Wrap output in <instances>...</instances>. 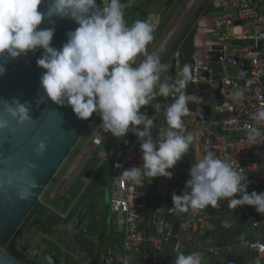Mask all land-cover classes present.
Here are the masks:
<instances>
[{"label": "clouds", "instance_id": "clouds-1", "mask_svg": "<svg viewBox=\"0 0 264 264\" xmlns=\"http://www.w3.org/2000/svg\"><path fill=\"white\" fill-rule=\"evenodd\" d=\"M134 3L135 0H110L101 9L97 0H0V56L7 54L15 60L42 50L36 64L45 70L40 87L48 99L59 106H70L80 120H88L95 113L102 120V129L113 137L123 138L132 132L140 141L142 168L124 170L120 177L139 185L143 177L172 178L169 169L184 158L197 140L192 132H186L183 117L190 112L189 103L196 102L198 97L183 91L191 81L189 65L182 67L179 79L162 80L169 65L147 53V45L154 39L153 26L140 19L131 26L125 21L124 9ZM41 5H45V11L38 10ZM53 17L70 19L78 25L67 33L68 39L60 49L52 46ZM45 19L53 26L40 28ZM140 55L144 58L136 65ZM5 65L0 64V76L7 71ZM157 97H163L165 103L156 102ZM169 97L173 98L171 103L167 102ZM243 98L240 90L232 95L234 101ZM0 103L4 114L17 124L32 123L29 103H21L17 98L2 99ZM145 106H151L155 113L163 112L167 127L158 131L156 139L152 136L154 119L141 111ZM252 119L255 123L247 126L249 146L259 144V138L264 136V105ZM6 129L16 131L7 119H0V130ZM47 140L44 137L36 143L37 156L45 154ZM204 153L189 169L190 178L182 194L172 195L176 210L186 213L190 209L215 208L221 199H226L230 208L250 206L264 215V192L249 193L247 176L207 147ZM35 168V164L29 163L20 174L9 175L6 182H19L28 175V169ZM27 183L28 187L18 193L19 199H28L30 189L38 186L34 178ZM174 264H203V257L197 252H180Z\"/></svg>", "mask_w": 264, "mask_h": 264}, {"label": "built area", "instance_id": "built-area-1", "mask_svg": "<svg viewBox=\"0 0 264 264\" xmlns=\"http://www.w3.org/2000/svg\"><path fill=\"white\" fill-rule=\"evenodd\" d=\"M98 2L103 9L110 0ZM210 6L212 10H220L219 15L212 17L214 33L211 38L225 43L222 47L223 57L220 58L221 72L217 74L215 81L221 84L218 91L220 100H212V104H208L211 114L206 120L199 119L195 110L183 117L186 132H192L197 140L190 146L184 158L173 169H169L173 173L171 179L143 177L142 183L137 185L120 177L124 170L134 166L142 168V152L138 139L122 157L110 161L112 181L108 208L109 213L115 216L114 232L118 234L119 244L107 249L103 264H130L133 255L143 247L148 249L146 260L153 264H162L171 246L176 255L180 252L185 255L197 252L207 259L216 252L210 233L216 226L227 228L230 223L225 215L248 220L254 234L252 240L241 244L244 252L239 256V264H264V215L257 213L253 207L242 206L234 209L228 206L226 199H221L215 208L208 206L205 209H190L175 220V224L168 220L176 218L180 213L172 205V195L182 194L185 182L190 178L186 174V166L191 168L197 163L205 154V147L217 157L227 159L233 168L247 176L249 193L264 192V136L259 138L257 145L249 146L246 140L247 126L255 123L253 114L264 105V0H212ZM181 56L180 52L174 54L172 67L176 73L183 67ZM230 57L239 61L238 74L222 77L221 74L226 72L228 66L234 65L226 62ZM191 60H195L193 55L188 61ZM243 62L246 63L245 67ZM191 67L193 77L188 84L190 89L199 84L197 68L195 64ZM209 75L211 78L210 71ZM213 82L210 79L206 83L211 85ZM237 90L244 93L243 100L232 99ZM170 98L173 100L172 97L167 100ZM200 104L205 105L202 100ZM165 127L167 126L163 122L154 125L153 139ZM261 131L264 132V126H261ZM108 134L109 132L100 127L87 154L101 146ZM197 153L200 154L199 157ZM148 190H151L156 200L150 212L147 211L145 201V192ZM148 216L151 221L150 232L145 229ZM175 228H178L179 234L196 232L194 249L188 250L189 244L176 240L178 233Z\"/></svg>", "mask_w": 264, "mask_h": 264}, {"label": "water", "instance_id": "water-1", "mask_svg": "<svg viewBox=\"0 0 264 264\" xmlns=\"http://www.w3.org/2000/svg\"><path fill=\"white\" fill-rule=\"evenodd\" d=\"M97 3L99 4L98 0ZM38 10L45 11V5H41ZM52 19L55 27L52 46L60 49L68 39L67 33L74 31L78 25L70 19ZM52 26L53 24L45 19L39 27ZM212 33V18L203 16L197 24L192 41L191 56L193 55L195 60L187 61L184 65L190 66L191 78V65L195 64L197 68L199 84L191 87L192 91L197 89L196 96H209L217 102L220 100L218 91L221 84L215 81L217 74L221 72L220 58L223 57L222 47L225 43L213 40ZM210 47L213 48L210 50ZM41 54L42 50L34 54L30 52L27 56L15 60H10L7 54L0 56V64H6L7 69L6 73L0 76V100L17 98L21 103H29L33 118L30 124H17L4 114L3 104L0 103V119H7L10 127L16 129L14 133L7 129L0 130V264H36L27 260L22 250L16 248L20 225L95 114L88 120H80L70 106L56 105L46 97L40 87V78L45 70L36 64ZM226 62L234 65L239 63L232 57L227 58ZM245 65L243 62V67ZM210 79L214 81L211 85L206 83ZM195 113L199 119L206 120L211 114V107L197 104ZM44 137H48L46 152L43 156H37L34 151L36 143ZM29 163L35 164L36 168L28 169V175L21 181L14 180L12 185L6 182L9 175L20 174V170L26 168ZM33 178L38 186L30 189L32 194L28 199H19L18 193L22 188H27V181Z\"/></svg>", "mask_w": 264, "mask_h": 264}, {"label": "rangeland", "instance_id": "rangeland-1", "mask_svg": "<svg viewBox=\"0 0 264 264\" xmlns=\"http://www.w3.org/2000/svg\"><path fill=\"white\" fill-rule=\"evenodd\" d=\"M189 1L190 0H135V3L131 7L124 9V18L128 26H131L137 19L145 20L153 26L154 39L147 45V53L158 56L161 63L169 65V71L167 73H162V80L165 77L169 78L170 81L179 79L178 73L174 70L172 73L170 72V69L173 68L174 53L180 49V51H183L188 57L190 56L193 45L188 35L196 32L198 21L202 16H208V14L213 12V10L210 9V0H195L192 7L183 16L186 4ZM121 2L127 3V0H121ZM205 11L207 15L204 14ZM216 15L217 13H213V16ZM181 16H183L182 20H180ZM174 27L175 31L169 38L165 47L158 52V49ZM143 58V55L138 56L136 58V65H138ZM236 74H238V67L230 65L221 76H235ZM198 99H201L202 103L205 105L212 104V99L209 96L199 97ZM156 102L164 104L165 100L163 97H157ZM196 105L197 104L194 102L189 103L188 107L190 112L195 110ZM141 111L147 112L149 116H155V118L158 119L161 117L160 113H155V110L151 106H145ZM101 124V118L94 114L86 130L80 136L60 167L55 171L46 188L49 185L52 186L53 179L55 177H60L62 171L66 168H70L69 166L76 162L74 159H81L82 157L72 169H74L75 172L82 167V169H84L81 170L83 173H81L75 184V186H77L84 181L85 177H89V175L92 174L93 169L97 167L100 169L106 168V163H108L109 158L113 156H123L126 153L129 145L136 137L132 132H129L123 138L113 137L111 133H109L100 148H96L85 156V153H87L85 150L88 151L87 149H89L90 141L101 127ZM230 136L235 137L236 135ZM186 168L189 169V165H187ZM65 186L66 184H63L57 188V197L63 194L66 188ZM41 196L42 194L39 196L35 206L41 204ZM35 210L31 209L21 223L20 234L16 241V248L22 250L23 256L27 260L37 264H65L66 256L71 255L72 258H78L79 264L94 263L98 235H92L90 231L87 232V230L92 228L91 226H93L94 223L87 218L86 213L92 210H96L97 212L102 211V205L98 196L96 199L95 196L91 195L88 200L77 207L75 214L68 220H56L49 214V211H44L42 214L40 212L41 215H37L38 218H36ZM111 218L112 222H115V216L111 215ZM112 229L114 233V224H112ZM185 236L184 234L177 236L176 240L179 241L181 238H185ZM248 236L250 235L248 234ZM114 240L115 242L118 241V234H116V232L114 233ZM3 251L6 252L5 249H3Z\"/></svg>", "mask_w": 264, "mask_h": 264}, {"label": "crops", "instance_id": "crops-1", "mask_svg": "<svg viewBox=\"0 0 264 264\" xmlns=\"http://www.w3.org/2000/svg\"><path fill=\"white\" fill-rule=\"evenodd\" d=\"M211 3L212 0H210V4ZM210 9H212L211 6ZM213 13H217V15H219L220 10L213 9V12L208 14L207 17L212 18ZM192 51L193 49H191V52ZM176 52L182 53L181 57L183 62L186 61V57L188 61L189 57L191 56V52H190V56L188 57L186 54L184 55V52L180 51V49L177 50ZM237 67L239 69L238 64ZM187 91L194 92L196 94V91L195 90L192 91L190 89V86H187L185 92L188 93ZM194 93H188V94L195 96ZM200 100L197 99L196 102L194 103L200 104ZM167 102L171 103V101L169 100H167ZM159 113L161 115L159 119L155 118V116L152 117L154 119V124L156 125L163 122L166 125L163 112H159ZM136 140L137 137L133 139L129 147L132 146ZM91 141H90V145H91ZM101 146H99L98 148H100ZM85 152L87 151L85 150ZM86 154L87 153H85V156ZM199 156L200 154L197 153V157ZM120 157H122V155L113 156L109 158L108 163H106V168L100 169L97 167L93 169L92 174L89 175V177H85L84 181L77 186H75V184L77 183V180L79 179L81 173H83L81 170L84 169H82L83 168L82 167L80 170L75 172L74 169L72 168L77 162H79L82 159V157L81 159L79 158L74 159V161L76 162L74 164L72 163L71 166H69L70 168H66L64 171H62L60 177H55L52 181L53 185L52 186L49 185L42 192L41 202H40L41 204H39L42 209L36 212V218H38L37 215H41L42 212L49 211V214L56 220L57 219L68 220L69 218H71L72 215L75 214V212L77 211V207L82 203H84L86 200H88L91 195L95 196L96 199L98 196L100 199V203L102 205V211L97 212L96 210H92L86 213L87 218L90 219L92 223H94L93 226H91L92 228L87 230V232L90 231L92 232V235H98V242L96 245V255L93 264H103L104 255L107 249L119 244V240L117 242H115L114 240L115 232L113 233V229H112L113 222H112L111 214L109 213V208H108L109 202L106 201L109 200L110 197V186L112 181L111 173L109 169L110 161L112 159L120 158ZM186 174H189V169L186 170ZM63 184H66L65 186L66 188L63 194L57 197L56 190L57 188H59V186H62ZM145 201L147 203V211L150 212L151 209L156 204V200L152 195L151 190L145 192ZM219 214L222 215V213ZM183 215H185V213H179V215L176 218H168V220L173 222V224H175L174 223L175 220H177L180 216ZM224 217L228 218L230 223L228 224L227 228H221L220 226H216L215 230L210 233L212 244L215 247L216 252L210 255L207 259L203 258V264H239L240 261L239 256L242 255V253L244 252V250H242L241 248V244L244 241L253 239L254 234L252 229L250 228V224L248 220H244L242 218L235 216L225 215ZM145 229L147 230V232L151 231V221L149 216L146 218L145 221ZM175 230L178 233V228H175ZM248 234L250 236H248ZM180 235L183 234L178 233V236ZM184 235H186L185 238H181L179 241L183 243L186 242L187 244H189L190 246H188L189 247L188 250L194 249L195 239L197 238L196 232L193 231ZM172 247L173 246H171L168 249L167 253L165 254L164 262L162 264H174V259L176 258V254L172 252ZM147 253H148V249L146 247L141 248L139 252L133 255L130 264H153L146 260ZM72 259L76 261L77 264H79L77 257Z\"/></svg>", "mask_w": 264, "mask_h": 264}, {"label": "trees", "instance_id": "trees-1", "mask_svg": "<svg viewBox=\"0 0 264 264\" xmlns=\"http://www.w3.org/2000/svg\"><path fill=\"white\" fill-rule=\"evenodd\" d=\"M206 11H208V10H206ZM206 11L204 12V14L207 15ZM194 34H195V32H194V33H191V34L188 35V38H189L190 41L193 40V36H194ZM170 72H171V73L173 72V68L170 69ZM55 171H56V170H55ZM55 171H54V173H55ZM54 173H53V175H54ZM53 175H52V176H53ZM35 209H36V210H35ZM41 209H42V208H41L40 205L35 206V204H34V206L32 207V210H35L36 212L39 211V210H41ZM65 262H66V264H77V262L74 261V260L71 258V256H67L66 259H65Z\"/></svg>", "mask_w": 264, "mask_h": 264}, {"label": "bare ground", "instance_id": "bare-ground-1", "mask_svg": "<svg viewBox=\"0 0 264 264\" xmlns=\"http://www.w3.org/2000/svg\"><path fill=\"white\" fill-rule=\"evenodd\" d=\"M195 0H190L185 7V12L183 14V16L187 13V11L192 7V5L194 4ZM183 16H181L180 20H182ZM175 31V27L171 30V32L168 34V36L166 37L165 41L162 43V45L160 46V48L158 49V52H160L166 45V43L168 42L169 38L172 36L173 32Z\"/></svg>", "mask_w": 264, "mask_h": 264}, {"label": "flooded vegetation", "instance_id": "flooded-vegetation-1", "mask_svg": "<svg viewBox=\"0 0 264 264\" xmlns=\"http://www.w3.org/2000/svg\"><path fill=\"white\" fill-rule=\"evenodd\" d=\"M185 55V54H184ZM186 61L183 62V64L185 63ZM34 263V262H33ZM37 264V263H36Z\"/></svg>", "mask_w": 264, "mask_h": 264}]
</instances>
